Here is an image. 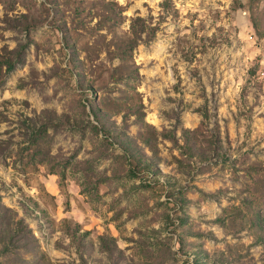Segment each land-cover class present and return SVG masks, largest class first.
<instances>
[{
    "label": "rangeland",
    "instance_id": "obj_1",
    "mask_svg": "<svg viewBox=\"0 0 264 264\" xmlns=\"http://www.w3.org/2000/svg\"><path fill=\"white\" fill-rule=\"evenodd\" d=\"M0 264H264V0H0Z\"/></svg>",
    "mask_w": 264,
    "mask_h": 264
}]
</instances>
